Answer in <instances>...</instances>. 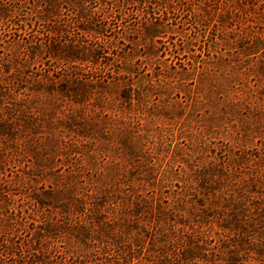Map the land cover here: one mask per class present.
<instances>
[{
	"label": "rangeland",
	"instance_id": "rangeland-1",
	"mask_svg": "<svg viewBox=\"0 0 264 264\" xmlns=\"http://www.w3.org/2000/svg\"><path fill=\"white\" fill-rule=\"evenodd\" d=\"M117 2L95 15L107 27L99 40L75 26L76 13L62 15L69 29L53 41L75 38L105 50L81 64L46 54L47 29L55 25L30 21V6L0 16V210L9 199V213L24 224H6L0 213V259L10 263L40 250L57 264L82 257L91 264L93 254L114 256L117 248L113 239L92 244L88 233L102 226L106 237H125L121 244H131L147 264L156 263L153 237L162 229L176 236L178 253L189 236L193 246L210 250L200 264H264V219L235 230L237 205L229 197L246 195L250 208L264 207V82L244 75L229 82L230 68L207 51L190 13H168L162 26L173 33L144 42L142 31H131L143 16L106 18L134 10L138 0ZM72 3L61 1L60 14ZM213 189L227 198L211 199L207 212ZM186 190L198 215L173 208ZM143 202L152 213L137 216L135 205ZM168 210L173 217H158ZM138 234L149 237L140 239L141 250Z\"/></svg>",
	"mask_w": 264,
	"mask_h": 264
},
{
	"label": "trees",
	"instance_id": "trees-1",
	"mask_svg": "<svg viewBox=\"0 0 264 264\" xmlns=\"http://www.w3.org/2000/svg\"><path fill=\"white\" fill-rule=\"evenodd\" d=\"M5 1H0V16L2 17L7 18L8 15L11 16V13H13L14 10L20 13L22 5H25V7L28 5L30 6L29 11L31 12L29 13L30 21H39L45 24L49 22L48 25H53L54 23L55 28H52L51 30V28L48 27L46 33L48 40L46 54L52 56L53 58L56 57L70 63L78 62L81 64L86 61H95L101 58L102 54L105 53V50L99 46L91 45L90 47H85L82 45L80 39L74 38L70 41H66V43H62L60 40V42L57 43L58 40L53 41L52 38H55L56 36L58 38H62V36L66 34L64 29L68 28V20L63 18L62 15H66L68 17L69 14L76 13L74 14L75 17L70 16V19H76L75 26L80 27V30L85 31L86 34L93 32L91 35L99 40L100 37L107 32V27L102 23H97L98 20H96V18L103 12H109V10H104L105 5H109L115 0H72L73 7H65L64 5L66 14H60L62 11L59 10L61 1L63 0H12L11 4H7ZM65 1L68 5L70 0ZM117 1H119L117 3H121L120 6H124L126 4V0ZM99 5L103 8L99 11H94V7L99 8ZM118 10L117 14L119 17L110 13L106 18L120 20L122 17L121 15L124 14H126L128 18L132 16L134 18L136 15L140 17L143 16L140 21L141 27L139 29H131V31H139V33L142 31L140 34L143 40L141 41L144 42L147 41L146 39L150 41L159 40L166 34L165 32H172L171 30L173 29L170 28L166 30L162 26V22L168 18V13L179 11L182 13H190L188 19L192 20L193 24L200 29L198 34L206 42H208L207 51L209 52L211 48L214 49L215 52H217L214 54V58H216L217 61H226L225 64H227V68H230L224 73V77L229 79V82L231 81L232 83V80H235L236 75H244L247 78L252 77L253 80L256 78L257 81L259 79L264 82V0H138V4L134 10L131 9L127 13L120 8ZM33 17L34 19L32 20ZM58 17H60L59 20H57ZM77 21L80 25H77ZM120 21L123 23L122 20ZM123 27L125 29L127 28L126 26ZM131 43L133 44V40ZM108 44L113 46L112 41ZM228 55H232V57ZM263 100L264 89L260 91L259 97L260 102H264ZM251 181L255 183L254 179H251ZM256 181L258 182V180ZM253 188L255 187H251V190H253ZM186 192L187 194L183 193V196L177 200V207L174 206V210H180L182 213H189L191 216L195 214L198 215L199 212L195 207V203L190 207V195L187 190ZM227 194L228 193L213 189V191H210V196L206 194L209 206L211 199L217 201L226 199ZM229 197L233 200V205H237V207H234L235 213H231L234 215L235 219V230L238 229L245 232L246 226L248 227V221H252L253 219L259 221L258 217L264 219V207L259 205V203L253 209L247 205L249 198L246 199V195L242 196L240 200H237L232 194H229ZM9 201V199H5L3 203L6 205V208L0 210V213L4 214L7 218L6 224H9L10 221H15L16 225L24 226V224L21 223L22 219H19L20 217H18L17 214L13 213L14 215L12 216V212L9 213L12 210V205ZM255 204L256 203L251 202L249 205L252 206ZM151 208L152 205L150 209ZM205 211H211V206ZM134 212L137 213V216L152 213V211L144 205V202L142 205L136 204ZM173 216L174 212L172 210H168L166 212L164 211V213L160 214L158 217H163V219H165L166 217L171 218ZM254 216L257 218H254ZM92 222L94 223V221ZM150 222L151 221L148 223ZM96 224V228H100V224ZM145 224L146 222L144 225ZM84 227L87 226L84 225ZM87 228H89V231L94 229L93 225ZM106 228L107 227L103 229L101 226L100 231H96L95 233L93 232L92 234L88 233V235H90V239H92V244L95 242L103 243L106 239H113V244L117 247L114 251V256H111V253H108L109 251H104L102 253V257H104V259H101L102 257H99L97 253H95L92 255L95 259L91 264H147V259H140L139 257H136L138 255L132 251L133 249L131 244H128L127 246L121 244L124 242L125 237H106ZM224 228L227 229V227ZM119 229L114 228L117 232ZM51 230L52 228L45 229L47 233H53ZM120 230L122 232V229ZM147 232L150 236L151 232L148 230ZM35 233L44 237L43 234L37 232L36 230ZM81 234L79 237L76 236V238L82 244L87 246L85 243L87 237L82 238L80 237L82 236ZM47 235L52 236L50 234ZM148 235L143 237L138 234V237L134 238L135 243H137L136 246H138L140 250L142 249L141 241H145L149 238ZM154 235L155 236L153 238L157 241L159 247L155 251L156 255H154V258L156 259L155 264H200V262L206 261L209 256L208 252L210 250H199L197 245L193 246L194 236L188 237L187 240L189 244L181 246V251L178 253L175 245L176 236L169 237L164 229L159 231V236H156V234ZM32 240V250H37L39 240L36 238H33ZM107 242L108 241H106V243ZM109 242L111 243V241ZM47 243L49 244V242ZM108 245L110 246L112 244L108 243L107 246ZM14 246L15 245L13 244H9V248L7 249L8 251H11V258L12 256L13 258L17 256H14ZM1 253L2 252H0V254ZM45 254L46 253L44 251L37 250L35 253H31L28 257H16L10 263L0 259V264H57L56 261L50 260V258L45 256ZM135 259L136 262L134 263L133 261ZM237 262L238 260L235 259L232 264H238ZM72 264H87V261L82 257V259L78 258V260L73 261Z\"/></svg>",
	"mask_w": 264,
	"mask_h": 264
}]
</instances>
